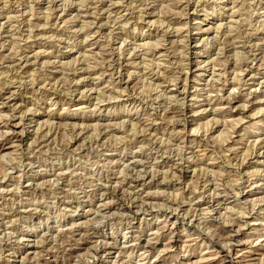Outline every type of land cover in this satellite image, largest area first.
I'll return each instance as SVG.
<instances>
[{"label":"rangeland","instance_id":"obj_1","mask_svg":"<svg viewBox=\"0 0 264 264\" xmlns=\"http://www.w3.org/2000/svg\"><path fill=\"white\" fill-rule=\"evenodd\" d=\"M2 142L0 264H264V0H0Z\"/></svg>","mask_w":264,"mask_h":264},{"label":"bare ground","instance_id":"obj_2","mask_svg":"<svg viewBox=\"0 0 264 264\" xmlns=\"http://www.w3.org/2000/svg\"><path fill=\"white\" fill-rule=\"evenodd\" d=\"M176 112V111H175ZM172 113H174V112H172ZM8 140V139H7ZM6 140V141H7ZM39 140V139H38ZM4 144V142H2V143H0V149H5V146L3 145ZM262 146H263V148H264V142H262ZM233 230V229H232ZM231 230H229V232H230ZM235 231V230H234ZM224 232V231H223ZM239 235V234H238ZM238 235H236V236H232V234H231V237H233V238H231V239H233V241L234 240H236V239H238V237H240V236H238ZM82 236V235H81ZM87 237V236H86ZM230 238V237H229ZM228 238V239H229ZM82 242L83 243H86V242H88V240L87 239H84V238H82ZM75 244H76V242L73 244V243H70V245H69V247H71L72 249H76L74 246H75ZM82 245V244H81ZM80 247V246H79ZM107 248V247H106ZM105 248V249H106ZM103 249V248H102ZM103 250V253H107L108 254V252L109 251H107V250Z\"/></svg>","mask_w":264,"mask_h":264}]
</instances>
